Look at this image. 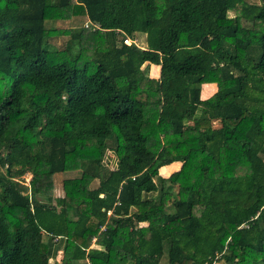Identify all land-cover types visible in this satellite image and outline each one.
<instances>
[{"label": "trees", "instance_id": "1", "mask_svg": "<svg viewBox=\"0 0 264 264\" xmlns=\"http://www.w3.org/2000/svg\"><path fill=\"white\" fill-rule=\"evenodd\" d=\"M0 169V264H264V0H0Z\"/></svg>", "mask_w": 264, "mask_h": 264}, {"label": "rangeland", "instance_id": "2", "mask_svg": "<svg viewBox=\"0 0 264 264\" xmlns=\"http://www.w3.org/2000/svg\"><path fill=\"white\" fill-rule=\"evenodd\" d=\"M255 1H258V0H255ZM136 38L138 39L137 43L139 45H141L142 47H146V35L139 34V35H137ZM144 67L149 70L151 77L152 76L158 77L159 68L157 66L146 64ZM215 89H216V87H214V85H209V84L205 85V87L203 88V91L206 90V93L204 91L205 94H203V97L205 98L206 94L208 95V97L212 96ZM105 163L108 164L107 166L109 168H115L117 166V158L113 152H110V151L107 152ZM0 171H1V169H0ZM77 173L78 172H67L64 174L63 177L73 178V177L77 176ZM29 178L30 177L26 175V183L29 182ZM53 259L55 261V264H72L69 257L66 256L65 253L62 251H57L55 253V255L53 256ZM214 264H222V262H217Z\"/></svg>", "mask_w": 264, "mask_h": 264}, {"label": "crops", "instance_id": "3", "mask_svg": "<svg viewBox=\"0 0 264 264\" xmlns=\"http://www.w3.org/2000/svg\"><path fill=\"white\" fill-rule=\"evenodd\" d=\"M159 68V67H158ZM159 72H160V68H159ZM158 76H159V73H158ZM152 77H154V76H152ZM209 85H214V87H216V89H215V91H214V93L217 91V86L215 85V84H209ZM213 93V94H214ZM212 94V95H213ZM208 98V97H207ZM169 168V174L168 175H165L163 172H162V170H161V175L162 176H164V177H169L172 173H174V172H176V171H178L180 168H181V165L179 164V163H173V164H171V165H168V166H165V167H163L162 169H164V168Z\"/></svg>", "mask_w": 264, "mask_h": 264}, {"label": "built area", "instance_id": "4", "mask_svg": "<svg viewBox=\"0 0 264 264\" xmlns=\"http://www.w3.org/2000/svg\"><path fill=\"white\" fill-rule=\"evenodd\" d=\"M132 42H133V41H132L131 39H127V40H126V43H127V44H131Z\"/></svg>", "mask_w": 264, "mask_h": 264}, {"label": "water", "instance_id": "5", "mask_svg": "<svg viewBox=\"0 0 264 264\" xmlns=\"http://www.w3.org/2000/svg\"><path fill=\"white\" fill-rule=\"evenodd\" d=\"M7 173H8V175L10 174V171H9V169H7Z\"/></svg>", "mask_w": 264, "mask_h": 264}]
</instances>
